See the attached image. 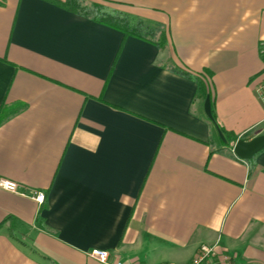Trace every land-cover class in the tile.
<instances>
[{
	"label": "crops",
	"instance_id": "crops-1",
	"mask_svg": "<svg viewBox=\"0 0 264 264\" xmlns=\"http://www.w3.org/2000/svg\"><path fill=\"white\" fill-rule=\"evenodd\" d=\"M86 1L167 43L0 0V179L27 192L0 187V264H189L202 244L207 264H264V150L231 141L264 134V0Z\"/></svg>",
	"mask_w": 264,
	"mask_h": 264
},
{
	"label": "trees",
	"instance_id": "trees-1",
	"mask_svg": "<svg viewBox=\"0 0 264 264\" xmlns=\"http://www.w3.org/2000/svg\"><path fill=\"white\" fill-rule=\"evenodd\" d=\"M48 1L58 4L59 6L72 12L78 13L82 16L91 18L97 22L116 28L122 31L125 37L135 36L140 39L152 41L158 44V46H160L161 48L164 47L167 43L166 34L160 26L148 24L144 20L136 18L125 12L110 10L103 4L88 3L86 0ZM154 38H157V40H155ZM179 71L181 74L197 81L200 96H202L205 92L206 87L204 79L199 75L191 74L184 70ZM14 113L15 110H12L9 106L2 104V106L0 107V125ZM243 138L249 140L247 135H245ZM237 140V136H233V138L231 139L232 143H235ZM254 157L248 160L251 164L254 163Z\"/></svg>",
	"mask_w": 264,
	"mask_h": 264
},
{
	"label": "built area",
	"instance_id": "built-area-1",
	"mask_svg": "<svg viewBox=\"0 0 264 264\" xmlns=\"http://www.w3.org/2000/svg\"><path fill=\"white\" fill-rule=\"evenodd\" d=\"M260 53L264 59V39L260 44ZM255 93L264 107V76L257 81L255 85ZM0 187L13 193L27 195L26 191L21 190L19 184L13 180L1 178ZM30 196L39 204H43L46 200V193L44 191H35ZM90 256L97 259L104 264H123L119 259L112 261L111 252L106 249L94 248L89 252ZM218 255L217 244L208 245L202 244L197 252L196 257L189 264H207L211 260L215 259ZM226 260H229L227 255H224ZM129 264H137L131 262Z\"/></svg>",
	"mask_w": 264,
	"mask_h": 264
},
{
	"label": "water",
	"instance_id": "water-1",
	"mask_svg": "<svg viewBox=\"0 0 264 264\" xmlns=\"http://www.w3.org/2000/svg\"><path fill=\"white\" fill-rule=\"evenodd\" d=\"M263 149L264 134H260L249 140L239 138L234 145L233 152L240 159L250 160Z\"/></svg>",
	"mask_w": 264,
	"mask_h": 264
}]
</instances>
